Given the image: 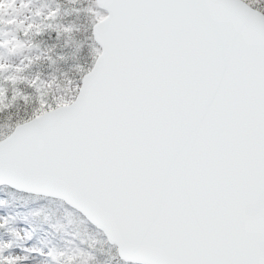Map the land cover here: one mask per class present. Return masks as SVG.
I'll list each match as a JSON object with an SVG mask.
<instances>
[{
	"label": "snow or ice",
	"instance_id": "1",
	"mask_svg": "<svg viewBox=\"0 0 264 264\" xmlns=\"http://www.w3.org/2000/svg\"><path fill=\"white\" fill-rule=\"evenodd\" d=\"M0 264H264V0H0Z\"/></svg>",
	"mask_w": 264,
	"mask_h": 264
}]
</instances>
